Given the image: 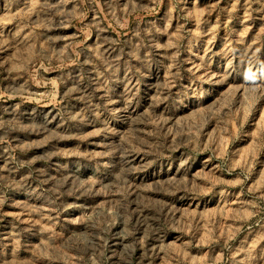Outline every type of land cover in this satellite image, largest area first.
I'll use <instances>...</instances> for the list:
<instances>
[{"label":"rangeland","instance_id":"obj_1","mask_svg":"<svg viewBox=\"0 0 264 264\" xmlns=\"http://www.w3.org/2000/svg\"><path fill=\"white\" fill-rule=\"evenodd\" d=\"M0 264H264V0H0Z\"/></svg>","mask_w":264,"mask_h":264}]
</instances>
